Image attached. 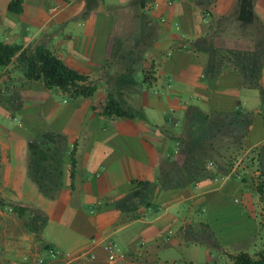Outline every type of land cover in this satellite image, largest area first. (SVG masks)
Returning <instances> with one entry per match:
<instances>
[{
  "label": "crops",
  "instance_id": "0c3cea01",
  "mask_svg": "<svg viewBox=\"0 0 264 264\" xmlns=\"http://www.w3.org/2000/svg\"><path fill=\"white\" fill-rule=\"evenodd\" d=\"M14 1L0 0V41L51 51L97 93L70 100L15 61L0 68V264H219L251 253L256 230L229 249L232 198L251 221L264 209L248 168L166 183L204 124L197 113L199 133L215 138L239 113L264 184V0H250L252 23L239 19L242 0H22L12 13ZM108 94L134 118L108 117ZM109 242L125 257L109 260ZM50 247L88 256L51 259Z\"/></svg>",
  "mask_w": 264,
  "mask_h": 264
},
{
  "label": "trees",
  "instance_id": "16d2710c",
  "mask_svg": "<svg viewBox=\"0 0 264 264\" xmlns=\"http://www.w3.org/2000/svg\"><path fill=\"white\" fill-rule=\"evenodd\" d=\"M21 4L22 0L12 2L9 5V11L20 13ZM239 19L242 22H253L252 2L250 0H242ZM14 61L27 80L41 81L47 89L59 90L70 100L92 98L97 93V87L89 82L87 76L68 67L64 61L51 51L38 47L35 51L30 52L20 45H9L0 41V68L8 67ZM106 115L117 118H134V115L126 111L112 94H108L107 97ZM196 117L202 118L205 124L206 119L203 114L197 113ZM239 118L238 113L230 121L228 120L224 124L218 123V127H215L218 131L226 134L230 133V135L237 137L238 143H241L240 146H243V149H245L246 124L244 125L245 121H241V118ZM197 124L198 126L195 125L196 129L190 135V142L186 145V149L183 150L186 156L185 162L182 166L177 167L176 177L166 183L168 188L193 185L206 177L229 174L234 168V163H221L218 162L219 159L213 160V158L209 157L207 151L203 159L196 158V153L201 151V143L210 139L209 131H207L208 135L199 133L204 131L205 128L202 129L204 124L201 122ZM212 126L210 129H212ZM214 129L212 130L214 131ZM209 163H213L212 166L214 165L215 167L214 172H210L207 168ZM74 167L75 163L72 160V180L74 177ZM259 189L261 190L262 188ZM231 259L233 264H264V249L255 257L251 256L248 252L242 251L231 256Z\"/></svg>",
  "mask_w": 264,
  "mask_h": 264
},
{
  "label": "rangeland",
  "instance_id": "374dc122",
  "mask_svg": "<svg viewBox=\"0 0 264 264\" xmlns=\"http://www.w3.org/2000/svg\"><path fill=\"white\" fill-rule=\"evenodd\" d=\"M231 129V128H230ZM228 135V137H227ZM209 142V143H208ZM237 141V137L232 136L229 134L225 135H219V137L215 138V136H210V139L206 142H202L200 145L201 151L196 153L197 159H203L205 152L207 151L209 153V157L214 159H219L218 162L221 163H234V170L235 172H238L239 169L248 168L251 173L254 174V180L253 183L255 184V190L256 192L260 193L264 189L263 182L260 181L259 175H255V173L261 171V166L257 164L259 162L258 160L260 157L253 155V152H247L248 150L243 149V146H240ZM208 158V157H207ZM258 176V177H256ZM259 188H262L261 190ZM264 192V191H263ZM235 198H232L231 200V214L230 219L232 221V235L233 237H236L237 243L229 245V249L232 251H236L241 249L242 243H240L241 238H246L251 236L256 230L258 232L257 234V240L255 241V246L249 248V253L251 256L255 257L262 249H264V209L261 210L260 213L255 212L257 218H255L253 221H251V216L245 217V211L242 208L240 204H237L234 202ZM259 215V218H258ZM212 217H216L215 215H212ZM245 218V219H244ZM260 219V223H259ZM222 229L225 231V227L221 225ZM226 234H224L222 239H224ZM215 249L212 250L214 252ZM236 253V252H235ZM192 254L191 251L185 252V254H182L183 258H188ZM215 258L217 255H213ZM234 256V255H231ZM231 256H227L226 259H224L223 262L219 264H231ZM216 260V259H215ZM181 264H188L182 262Z\"/></svg>",
  "mask_w": 264,
  "mask_h": 264
},
{
  "label": "built area",
  "instance_id": "2783aa9c",
  "mask_svg": "<svg viewBox=\"0 0 264 264\" xmlns=\"http://www.w3.org/2000/svg\"><path fill=\"white\" fill-rule=\"evenodd\" d=\"M212 166V164H210ZM239 177V176H238ZM105 251L108 253L109 260L114 261L116 258H124L125 254L117 248L116 244L114 243H107L105 245ZM47 256L51 259H56V258H67L70 260H83L85 259L88 255L87 253L83 252H78L75 254H65L61 252L60 250H57L55 248H48L47 250ZM37 264H42V261L39 260Z\"/></svg>",
  "mask_w": 264,
  "mask_h": 264
}]
</instances>
